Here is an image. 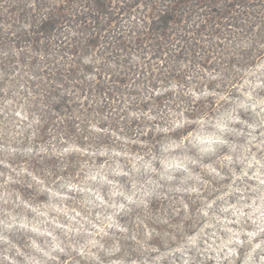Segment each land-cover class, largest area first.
<instances>
[{
	"label": "rangeland",
	"instance_id": "rangeland-1",
	"mask_svg": "<svg viewBox=\"0 0 264 264\" xmlns=\"http://www.w3.org/2000/svg\"><path fill=\"white\" fill-rule=\"evenodd\" d=\"M72 1L45 0L50 9L61 7L63 15L57 20L61 32L44 43L28 32L13 33L15 28L8 22L13 20L14 13L11 19V9L7 8L9 3L1 6L0 158L5 152L9 153L8 162L13 167L21 165L27 169L31 165L26 161L36 152L37 116L34 114L38 112L35 108L40 105V100L45 98L37 92L48 90L45 93L48 95L50 89H73L68 87L67 81L72 70L78 69L79 60L83 65L92 63V70H100L105 79L116 76L109 68L117 66L122 72L131 74L130 83L133 85H142L141 64H155V67L168 64L164 71H171V66L183 67L182 61H187H179L170 52L168 60L154 59L147 52L151 41H145L152 37H148L150 32L143 27V20L151 23L148 14H152L153 8L171 0L106 1L103 11L107 15L104 18L99 11L84 7L93 6L89 0ZM178 1L180 4L175 14H181V18L189 21L186 24L184 21L178 36H191L196 18L205 12L220 10L213 1H206V4L200 0ZM239 2L241 4L235 6L234 11L236 16L239 15L236 26L228 24L233 23V19L223 18L224 23H220L215 32L221 53L210 54L223 57L230 53L238 63L232 70L223 71L227 75L208 72L204 66H212V62L204 58L199 59L204 66L183 68L189 69L190 76L185 75L187 84L178 90L194 97L189 99V104L183 102L175 106L179 108L176 113L179 118L174 117V126L190 131L179 138L170 132L165 133L166 137L158 148L162 155L151 151L149 144L139 139L146 136L142 134L143 130L160 132L157 126L160 119L154 116L156 109L152 104L143 106L144 102H140L135 108L148 110L141 115L152 127L138 128L131 138L106 128L110 138L105 140H112L119 149L94 144L77 153L78 175L62 176L66 182L70 181L71 189L64 191L62 203L60 197L53 199L47 191L51 185L30 187L34 182L25 176L27 172L17 177L0 165V172L4 173L0 175V234L15 245L10 249L4 240H0V264H35L37 261L39 264H241V251L233 248L230 239L242 228L245 232H252L256 225H264V108L258 106L264 101V53L253 57L251 50L255 44L253 26L264 21V0ZM68 7L72 13L67 12ZM133 17L139 21L132 20L129 24ZM241 26L243 28H238ZM75 29L83 32H75ZM146 31L149 33L144 34ZM88 40L96 45L84 47ZM237 44L242 46L239 47L241 52L247 51L244 56L232 54L238 50L232 47ZM72 52L76 53L75 56ZM240 59L246 63L239 64ZM224 67L221 64L220 69ZM171 74L179 75L180 72ZM86 75L96 81L95 74ZM145 87L146 84L143 89ZM144 93L148 94L146 88ZM198 98L206 99L201 103ZM250 99L255 102L250 103ZM131 100L133 98L128 95L126 105ZM24 136L28 137L25 145L21 144ZM92 137L87 141H92ZM95 137L104 139L98 135ZM56 141L55 147H63ZM155 164L160 166L156 168ZM45 167L43 164L42 168L33 169L44 175ZM109 168L112 170V175L107 176L109 181L123 169L129 172L120 181L116 177L115 183L124 189L135 188L137 193L142 191L144 195L138 203H133L135 197L127 190L123 196H112L110 201L107 193L114 190L109 184L101 188L98 198H92L88 189L95 181H87V176H97L100 182L104 181L102 170ZM133 173L136 179L129 183ZM60 177L59 174L54 179ZM103 193L106 199L102 197ZM152 196L164 198L155 211L148 205ZM109 202H118L119 207L110 208ZM192 210L197 215H193ZM138 221L143 222L138 224ZM33 240L41 250H26V245ZM17 249L24 256H18ZM253 259L259 264V255H254Z\"/></svg>",
	"mask_w": 264,
	"mask_h": 264
},
{
	"label": "trees",
	"instance_id": "trees-1",
	"mask_svg": "<svg viewBox=\"0 0 264 264\" xmlns=\"http://www.w3.org/2000/svg\"><path fill=\"white\" fill-rule=\"evenodd\" d=\"M74 1L75 0L72 2L74 3ZM89 1L93 6L91 7V4H89L84 7H88V9L96 12L99 11L98 14L101 13L103 18L107 15L103 10L106 1L111 0ZM206 1H213V4L218 5L220 10L216 11L217 13L205 12L202 14V17H199V19L196 18L194 22L197 24L190 30L192 35L189 37L185 35L178 36L180 33L179 31H182L179 28L183 27V23L186 21L180 17L182 16L181 14L178 16L175 14L177 11L176 7L180 4V1L178 0L166 1L167 4H161L164 6L163 9L162 6L154 7L152 14H148V19H152L151 23L143 20V27L150 32V34H148L149 32L147 33L146 31L144 34H148L149 38L150 36L152 37L151 39L147 38L145 41L146 43L151 41L147 52L150 53L154 59H160L163 61L169 59L168 52H170L175 55L174 57L178 58L179 61L187 60L182 61L183 67L175 68L173 65L171 66V71H164L168 64H159L157 67L154 66L155 64L153 66L152 64H141V67H144L145 69L142 70L141 68V72L143 71V78L142 83L141 81L139 82L142 85H133L130 83L131 74L122 72V69H118L117 66L114 67V69L109 68V70L115 71L116 76L114 78L110 77L109 79H105L99 69L97 72L92 70V68H94L92 63L83 65L82 61L79 60L77 63L78 69L76 68L77 70H72L73 74L70 75V79L67 81L68 87L72 86L74 90L69 89L62 91L61 89L60 91L58 89L57 91L50 89L48 95L45 94L48 90H45L44 93L37 92V95L42 94L45 98L41 99L39 102L40 105L38 104L35 108V110L38 111L36 112L37 114H34V116H37V119H35L36 128L34 132L36 136V138H34L36 152L31 159L26 161L28 165H31L27 167V172H31L33 175H39V178L41 179L43 178L42 176L48 174V171L52 173V179L56 178L59 174L60 176H74L75 174L77 176L80 168L79 160L76 158L77 153L88 149L94 144H103V147L112 148L116 151L119 149L117 144L113 143L112 140H105V138L109 137L108 132L105 131L106 128L113 133L131 138L134 131L138 128L151 126L146 120V117H142L141 115L145 113V110L147 109L145 107L135 108L136 105L140 106V102L141 104L144 102L143 106H150L152 104L153 108L156 109L154 112L155 117H157L158 113H167L170 117L179 118L176 114L179 112V108L175 106L180 105V103L183 102H188L189 104V99H193L194 97L192 95H186L178 90L180 86H186L187 84V81L184 79L185 75L190 76L189 69L186 71L183 68H187V66H189L188 68H191L192 66L195 67L197 65L204 66L199 60L200 58L212 62V66H204L208 72L218 71L219 74L227 75V73L223 71L228 69L232 70L238 63V59H232L230 53H225L223 57L221 55L212 57L210 54H215V52H218L219 54L221 53V44L216 41L217 37L215 32L219 29L218 26L220 23H224L223 18L233 19V23L230 22L228 24L236 26L234 24L237 22V18L239 19V15L236 16L234 13L236 9L235 6L240 5L241 3L239 2L240 0H200L203 4H206ZM76 2L78 3V1ZM6 3H9L7 8L11 9V19V14L14 13L13 20L8 22L9 26L15 28H13L15 30L13 33L23 34L24 32H28L34 35L35 39L44 43L61 32L60 24L57 22V20L60 19V15H63L61 7L54 6L50 9L45 3V0H0V9H3L1 6ZM28 6H30L29 9H27ZM45 9L48 11H45ZM66 10L67 12L72 13L70 12L71 10L69 7ZM22 13L23 15H21ZM90 19L93 20L92 17H90ZM96 19L94 18V20ZM75 20L76 23H78V19ZM245 20L247 21V19ZM187 22L189 21H186L185 24ZM225 22L227 23V21ZM79 24L81 25V23ZM27 28L29 29L28 31ZM238 28H243V26ZM81 29L84 30V28ZM81 29H75L74 31L83 32ZM96 33L98 34L99 31H96ZM253 35V42H255V44H253L251 50H253V57H259V55L264 53V21L253 26ZM91 36H93L92 33ZM209 36L211 38L207 39ZM19 37L22 38L23 35H20ZM120 42L121 44L123 43L121 40ZM95 43L96 42H90L88 40L84 47L95 46ZM232 47H237L238 49L235 52L232 51L233 55L236 54L238 56L241 54L244 56V53H247V51L241 52L239 47L242 46H239V44ZM75 54V52H72L73 56H75ZM164 55L166 58L163 57ZM80 56H82V54ZM246 62L247 64L250 63L248 58L246 59ZM246 62L243 59H240L239 64H245ZM221 64L225 65L222 69H220ZM131 68H133V66ZM217 68H219V70H216ZM135 70H138L137 67ZM177 71L180 72L179 75L171 74ZM87 73L95 74L96 81L94 82L93 79L91 80L90 78H87ZM98 75H100V77ZM111 75L112 74H110V76ZM235 75L240 76L236 73ZM228 76L234 77L233 75ZM176 80L178 81L176 82ZM90 81H93L94 83L91 82L90 87H88ZM145 84L148 94L144 93L145 88L143 89V85ZM204 86L205 88L207 87L206 84ZM141 91L143 92L141 93ZM194 92L199 93V91ZM128 95L130 98H133V100L128 102L129 105H126ZM205 99L206 98H198L201 103H204ZM168 102H171L170 105ZM166 105H168L169 108H166ZM199 108H202L201 105ZM202 110H204V108ZM149 111L151 112L152 110L149 109ZM198 117L199 115L197 113L196 118ZM180 122L181 121H179V123ZM157 126L159 129L161 127L164 129L163 134L152 129L150 132L143 130L142 134H145L146 136L145 138H139L140 141L149 144L150 149L153 152H156V149L160 147V141L166 137L165 133L169 132L167 124L163 123L162 120L157 122ZM174 128L177 129L178 126H174ZM94 129H100L101 131L95 132ZM103 132H105V134ZM91 134L94 137H92ZM95 135L103 137L104 139L95 137ZM90 137L93 138L92 141H87ZM56 139L63 145V147H55L57 144ZM27 142L28 137H25L23 142L21 141V144L25 145ZM61 153L65 154L61 155ZM143 155H145V153H143ZM94 159L97 160V157L95 156ZM43 164L46 166L43 169L44 175H41L42 173L40 172L34 171L33 168H42ZM159 166L160 165L155 164L156 168ZM128 174L129 172L123 169L116 177L119 178L118 180L120 181L125 179ZM45 185L48 186L47 181H45ZM103 186H106V184H103ZM102 197L106 199L104 193L102 194ZM163 199L164 198L161 199L157 198V196H152L151 201L148 204L152 211L156 210L160 201L164 202ZM192 206L194 205L192 204ZM192 214L197 215L193 210Z\"/></svg>",
	"mask_w": 264,
	"mask_h": 264
},
{
	"label": "clouds",
	"instance_id": "clouds-1",
	"mask_svg": "<svg viewBox=\"0 0 264 264\" xmlns=\"http://www.w3.org/2000/svg\"><path fill=\"white\" fill-rule=\"evenodd\" d=\"M132 20L139 21L137 19V17H133L131 20L128 21V23L131 24ZM249 102L252 103L255 101L250 99ZM258 106L264 108V101H261L258 104ZM157 117H158V119L162 120L163 123L167 124L168 131L172 135H175L177 138H179L181 136H185V134L188 131H190L189 128H183V127L175 129L173 126L174 125V118L170 117L167 113H164V114L158 113ZM175 118L178 119V117H175ZM94 131L100 132L101 130L100 129H94ZM159 131L162 134L164 133V129L162 127L159 129ZM117 139H119V137H117ZM156 151H157L158 155H162L161 153H159L158 148L156 149ZM193 151L195 152V149H193ZM64 154L65 153H61V155H64ZM94 154H100V153H94ZM103 154L107 155L108 153H103ZM9 158H10V154L5 152L4 156L2 158H0V165H3L4 168H6V169H10V171L12 173H15L17 177L24 176L25 173L27 172L26 167L21 166V165H17V167H13L12 164H10L8 162ZM196 159L199 160L200 157L197 155ZM81 171H83V168H81ZM102 171H104V173H105V178H104V181L102 183L99 181L97 176H93V175L87 176V181H95V183L92 185V187L88 189V191L91 192L92 198H98L100 196L101 188L103 187V184H109L111 186V189L114 190V191H110L109 193H107L110 196V201H111L112 196H117V195L123 196L125 190H127L130 195L135 197V200L133 201V203H138L140 201V199L143 197L144 193L142 191L140 193H137L135 188L124 189L118 183H115V181H116L115 176H113L112 181H109L107 179V176L112 175L111 168L106 169V170H102ZM130 172H131V170H130ZM0 175H4V173L0 172ZM27 176L31 177V180L34 182V184L29 185L30 187L36 186V185L45 186V181H47L48 185H51V187L47 188V191L51 193V196L53 199L60 197L61 203L63 201L64 191L65 190H71V189H69L70 181L66 182L64 180V177H62V176L58 180L52 179L51 173H48L47 175L43 176L42 179L39 178V175H33L31 172H27ZM134 179H136V176L133 173V175L130 176L128 182L131 183L132 180H134ZM17 182H19V181H17ZM82 183H83V181H82ZM54 189H58V190H54ZM75 190H79V189H75ZM102 207H103V205H102ZM108 207H110V208L111 207H119V203L116 202L115 204H113V203L109 202ZM142 222L143 221H138V224L142 223ZM240 236H243L244 238L240 239ZM258 237H259V239H257ZM0 240H4V242L10 246V249L15 247V245H12L11 241L7 240L3 234H0ZM229 243L232 244L233 248L239 249L241 251V256H240L241 264H256V261L253 259L254 255H259V257H260L259 264H264V225H256L252 232H245L242 228L241 232L238 234H235L230 239ZM27 248H34L37 250H41L40 245L38 243H36L35 240H33L30 245H26V250H27ZM245 252H247L246 256L244 255ZM16 254L18 256H24V253H21L19 251V249H17ZM233 255H235V252H233ZM96 258L98 259V256ZM25 259H27V257H25ZM14 264H15V262H14ZM35 264H39V262L37 261V262H35Z\"/></svg>",
	"mask_w": 264,
	"mask_h": 264
}]
</instances>
